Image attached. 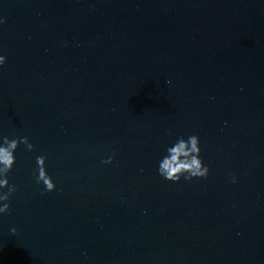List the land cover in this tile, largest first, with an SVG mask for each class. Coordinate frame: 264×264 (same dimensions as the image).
Returning a JSON list of instances; mask_svg holds the SVG:
<instances>
[{"label":"water","instance_id":"obj_1","mask_svg":"<svg viewBox=\"0 0 264 264\" xmlns=\"http://www.w3.org/2000/svg\"><path fill=\"white\" fill-rule=\"evenodd\" d=\"M0 21V138L34 145L0 264H264V0H0ZM191 135L208 177L163 179Z\"/></svg>","mask_w":264,"mask_h":264},{"label":"clouds","instance_id":"obj_2","mask_svg":"<svg viewBox=\"0 0 264 264\" xmlns=\"http://www.w3.org/2000/svg\"><path fill=\"white\" fill-rule=\"evenodd\" d=\"M3 23V21H0ZM6 63V58L0 56V67ZM171 135V133H169ZM28 152L34 151V145L27 137H8L0 138V215L10 214L11 197L17 192V187L10 184L8 176L11 173L15 163V153L20 147ZM167 154L161 159L158 165V174L170 182H179L183 177L187 181L193 179H206L210 169L203 163L201 157L200 140L196 135H191L185 140L184 137H178L176 142L167 148ZM101 163L108 165L113 163V157L109 156ZM37 169L33 173L36 182L42 184L46 192H53L56 185L46 171V157L38 156L36 158ZM235 183V179L232 180ZM6 189V191H4ZM12 234H16V229H12Z\"/></svg>","mask_w":264,"mask_h":264}]
</instances>
